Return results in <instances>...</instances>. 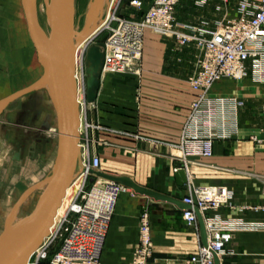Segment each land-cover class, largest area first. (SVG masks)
I'll return each instance as SVG.
<instances>
[{
  "label": "crops",
  "instance_id": "obj_1",
  "mask_svg": "<svg viewBox=\"0 0 264 264\" xmlns=\"http://www.w3.org/2000/svg\"><path fill=\"white\" fill-rule=\"evenodd\" d=\"M132 1L122 0L121 17L140 18L152 0H142L146 3L142 9ZM242 1L180 0L175 16L191 26L214 30L219 23L239 16ZM25 19L22 0H0V91L4 83L7 87L11 81L19 82L20 90L42 76L39 59L26 64L30 48L23 46L29 40ZM195 53L193 47H181L174 39L147 30L138 62L141 74L102 75L97 100L86 106L82 148L88 157L100 158L99 171L129 177L181 201L190 193V185L228 187L230 204L218 211L200 212L204 221L218 217L231 231L225 253L217 257L219 264H264V211L251 208L264 205V145L249 138L263 125L264 72L250 63L244 79L226 78L211 88L212 97L233 96L244 105L229 117L230 133L215 140L212 156L188 158L189 182L180 185L176 169L184 165L181 145L195 96L188 83ZM130 189L119 198L102 264L133 261L144 209L150 213L154 243L148 264H191V257L204 244L199 217L197 229L184 220V206L152 200Z\"/></svg>",
  "mask_w": 264,
  "mask_h": 264
},
{
  "label": "built area",
  "instance_id": "obj_2",
  "mask_svg": "<svg viewBox=\"0 0 264 264\" xmlns=\"http://www.w3.org/2000/svg\"><path fill=\"white\" fill-rule=\"evenodd\" d=\"M179 1L152 0L145 8L144 1L133 0L132 5L139 9L145 8L140 18L114 17L115 26L110 28V34L104 42L103 72L140 73L138 62L143 55L147 30L174 39L181 47L195 49V68L188 77L195 96L181 145L183 167L187 169L190 156L213 155L215 140L227 138L230 133L229 117L244 105L237 97H212L210 91L214 84L226 78L244 79L250 63L259 72H264V0L240 2L239 16L219 23L214 30L178 21L175 8ZM251 139L264 144V108L263 125L259 133L251 135ZM86 159L83 165L86 170H80V188L76 198L59 216V220H55L48 239L32 258L36 256L38 261L46 259L50 240L56 236L60 237L61 242L51 258V264H102L107 233L119 198L131 189L120 182L98 177L91 190L85 191L86 181L92 179L90 170L99 171L101 166L100 158L96 155L90 158L86 153ZM189 190L183 201L190 208L184 210L183 218L189 226L197 229L199 223L195 209L202 213L218 211L230 204L232 196L226 186L190 185ZM251 208L264 211V205ZM205 225L207 244L200 245L190 259L191 264H216V258L225 253V246L231 239V231L222 226L218 217L206 219ZM153 248L150 213L144 209L140 216L139 246L133 261L128 264H148Z\"/></svg>",
  "mask_w": 264,
  "mask_h": 264
},
{
  "label": "water",
  "instance_id": "obj_3",
  "mask_svg": "<svg viewBox=\"0 0 264 264\" xmlns=\"http://www.w3.org/2000/svg\"><path fill=\"white\" fill-rule=\"evenodd\" d=\"M29 34L34 43L38 59L44 68L42 76L29 86L20 89L0 101V114L11 103L30 93L51 85V93L58 116V149L51 176L43 194L32 214L15 230L7 231L0 239V264H29L33 254L43 245L50 235L59 208L63 204L68 189L78 170H86L82 164L81 121L77 82V54L81 42L79 36L88 34L93 21L88 16L85 27L78 32L76 28V0H49L51 40L44 45L39 37L35 10L37 0H22ZM90 37L85 41L89 43ZM104 43L89 45L85 57L86 99L89 103L97 100L104 66ZM90 173L100 178L120 182L136 193L156 201L174 203L186 209L183 201L141 186L131 178L113 176L98 170ZM178 183L188 184L186 169L177 172ZM201 226L204 244H207L205 221L198 209H195ZM216 264H219L216 258Z\"/></svg>",
  "mask_w": 264,
  "mask_h": 264
},
{
  "label": "rangeland",
  "instance_id": "obj_4",
  "mask_svg": "<svg viewBox=\"0 0 264 264\" xmlns=\"http://www.w3.org/2000/svg\"><path fill=\"white\" fill-rule=\"evenodd\" d=\"M107 2L108 0H76V28L78 32L82 31L85 27L88 16L94 18L89 28L93 27L101 20H108L103 29L93 36L88 47L92 43H104L110 34V28L115 26L113 18L120 16V7L123 4L122 0H109L108 9ZM40 3H43V0H38V6ZM109 10H111L110 13ZM42 20L46 25V20L44 18L41 19V23ZM26 30V36L29 37V40L23 46L28 50L30 48V52L28 51L26 56V64H31L33 60L38 62V56L30 40L27 22ZM88 47L84 50V53L82 52L83 54L81 53L79 62L77 63V78L79 75L80 79L79 105L81 113V131L87 127V122L85 121L86 106L91 104L86 99L85 57ZM41 68L43 74L44 68L42 64ZM109 74H141V71L140 73L136 71L102 72V75ZM10 77L11 79L14 78L12 75ZM21 87H23L22 84L16 81H11L7 87L6 83H4L2 91H0V101L16 92ZM249 138L253 141L251 135H249ZM254 143L257 145H264L256 142ZM57 149L58 116L55 106L50 102V92L48 88H42L17 99L1 112L0 239L8 230L12 231L16 229L32 214L38 203L39 197L45 190L47 180L51 176ZM83 152H85L86 155L84 148ZM80 175L81 172L78 170L74 179L75 183L78 182V177ZM91 177H93V175ZM98 179V176H95L93 181L87 180L85 183V191H90ZM76 188V190L73 188L67 192V196L61 208V216L69 208L74 198H76L80 184H78ZM50 241L51 243L48 245L47 249L48 257L38 261L36 256H34L30 264H51V258L61 241L60 237L56 236H53Z\"/></svg>",
  "mask_w": 264,
  "mask_h": 264
},
{
  "label": "bare ground",
  "instance_id": "obj_5",
  "mask_svg": "<svg viewBox=\"0 0 264 264\" xmlns=\"http://www.w3.org/2000/svg\"><path fill=\"white\" fill-rule=\"evenodd\" d=\"M108 3H109V0L107 2V9L109 7ZM110 9H111V7H110ZM50 12H51V10H50V7H49V0H43V3H40L39 6H38V0H37L36 10H35L36 25H37V30H38V33H39V37H40L42 43L45 46L49 45L50 40H51V26H50V20H49L50 19L49 18L50 17ZM110 12H111V10H109V13ZM39 17H40V20H39ZM108 17H109V15H108ZM43 18L46 20L45 21L46 25L43 23V20H42V23H41V19H43ZM107 21H108L107 19L99 21L96 25H94L93 27L88 29V34H86L85 37H84V35L79 36L78 40L81 42V45L79 46V49H78L77 63L79 62L81 53L85 50V48L87 46V41H85V38L91 36V39H92L95 34H97L98 32H100V30L103 29V27L106 25ZM92 23H93V21H92ZM91 39H90V41H91ZM78 79H79V75H78V78H77V82H78ZM79 83H80V79H79V82H78V96H79V90H80V84ZM48 87L51 90V85L50 84L48 85ZM79 102H80V99H79ZM53 105H54V102H53ZM80 121H81V115H80ZM81 153H82V164L85 165L86 164V160H87L86 157H85L86 155H85V152H83V151ZM78 184H80L79 177H78V182L77 183H75V181L73 180V183H72L71 187L68 189V191L72 190L73 188L76 190L77 189L76 187L78 186ZM66 196H67V194H66ZM66 196H65V198H66ZM65 198L63 199V203L65 201ZM62 206H63V204H62ZM62 206L59 208L58 215L56 216V219H55L56 221L59 220V216L62 213V210H61ZM48 237L45 238L44 242H46Z\"/></svg>",
  "mask_w": 264,
  "mask_h": 264
}]
</instances>
